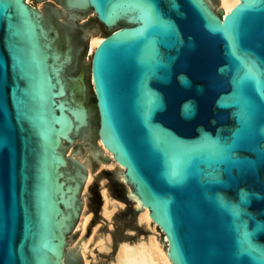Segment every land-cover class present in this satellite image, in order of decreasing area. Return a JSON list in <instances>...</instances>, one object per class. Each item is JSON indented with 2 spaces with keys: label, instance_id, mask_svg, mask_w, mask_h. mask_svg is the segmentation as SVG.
I'll list each match as a JSON object with an SVG mask.
<instances>
[{
  "label": "water",
  "instance_id": "water-1",
  "mask_svg": "<svg viewBox=\"0 0 264 264\" xmlns=\"http://www.w3.org/2000/svg\"><path fill=\"white\" fill-rule=\"evenodd\" d=\"M56 1L0 0V264H82L63 153L92 118L172 264H264V0Z\"/></svg>",
  "mask_w": 264,
  "mask_h": 264
},
{
  "label": "bare ground",
  "instance_id": "bare-ground-1",
  "mask_svg": "<svg viewBox=\"0 0 264 264\" xmlns=\"http://www.w3.org/2000/svg\"><path fill=\"white\" fill-rule=\"evenodd\" d=\"M24 2L30 3L31 0H24ZM209 8L216 14L221 13L225 15V10L233 9L240 3V0H205ZM42 4H39L37 8H40ZM36 10V9H35ZM92 14H94L92 12ZM85 36L88 38V50L91 60V56L97 46L102 42L103 36L99 34L95 27H91L90 30L84 29ZM87 124V123H86ZM78 126V131L85 126ZM74 142V139L70 141ZM75 160L83 167L86 175H81V193L83 198L82 214L80 221L76 227L79 230V240L75 244H71L68 250H74L78 248V252L82 254L83 264H93L96 257L94 251L98 254H110L113 249V254L108 264H172L168 253L165 237L159 239L157 234V225L150 220V214L147 207L142 205L139 197L133 192L131 187L127 184V180L124 174V167L117 163L114 159V155L110 152L100 139H97V145L95 148H86L85 152L81 149H76ZM80 155L79 158H76ZM100 155L108 158V162H100L97 166L98 170L104 167L116 168L120 178L126 183V194L132 200L136 210L135 219L138 226H143L150 230L149 234L145 236L138 235L134 240L120 239L117 240L115 245L113 243L112 235L110 232L99 233V225H95L90 234L84 237L87 226L91 220L92 214L87 212V193L95 180L96 174L92 170V163L94 160H99ZM71 156V151L66 154L63 153L64 164L67 166L66 159ZM74 156V154L72 155ZM100 161V160H99ZM83 184V185H82ZM99 193H100V213L105 222L109 225V229H112V223L118 211L124 209L125 204L122 200L117 199L112 195L106 186V179H99ZM90 211V210H89ZM130 229L128 230V232ZM64 243V253L65 245Z\"/></svg>",
  "mask_w": 264,
  "mask_h": 264
},
{
  "label": "rangeland",
  "instance_id": "rangeland-1",
  "mask_svg": "<svg viewBox=\"0 0 264 264\" xmlns=\"http://www.w3.org/2000/svg\"><path fill=\"white\" fill-rule=\"evenodd\" d=\"M42 2H45V0H31L30 3H33L35 6L36 10H42V6L40 8H37L39 6V4H42ZM51 5L53 8H60L57 9L59 10L58 12L55 11V19H68V13L64 12L65 10L62 8L61 6V2L56 1V0H50ZM56 10V9H55ZM76 15L80 18V20L82 21H90L93 22V26L97 29V31L99 32L100 35L103 36V25L101 23H99L96 18L95 15L92 14V11H83V12H75ZM217 13V12H216ZM91 27L86 28L87 30H90ZM89 46V45H88ZM90 56H89V50L86 53V56L84 58V61L81 65V67H87L88 70V74H89V78H90ZM91 82V79H90ZM92 86V85H91ZM93 90V88H92ZM94 118L90 119L88 121V124L86 127H84L80 133L79 137H76L74 139V142L71 144H66L64 143V150H65V154L67 152L71 151V156L74 154H76L77 151H75L76 149H81L82 152H85L86 148H95L97 145V139H96V143H94L93 140V131H94ZM80 155H77L76 158H79ZM100 160V161H99ZM99 160H94L92 163V170L93 172L97 173L94 182L92 183L88 193H87V212H90L92 214L91 220L87 226L86 232L84 237H87L90 232L91 229L95 226V225H99V233H105V232H110L112 235V239H113V243L115 245L117 240L120 239H128V240H134L138 235L141 236H145L146 234L150 233V230L143 227V226H138L136 219H135V215L137 212H130V208L128 207V205L125 203V201H123L122 199V186L118 185V186H113L112 183H119V182H123V180L120 178L119 174L117 173V169L116 168H107L104 167L102 169H97L98 165L100 162H108L109 159L103 157L102 155H100V159ZM74 162H76L77 164L80 165V163L75 160L74 158ZM68 167V165L66 166ZM101 178H105L106 179V186L108 188V190L112 193V195L114 197H116L119 200H122L125 204V207L123 210L118 211L116 213V216L114 218V222L112 223V229H109V225L107 224V222H105L101 216L100 213V193H99V189L96 187L97 183L99 182V179ZM83 185V184H82ZM126 185V183H125ZM123 186L124 188H127L126 186ZM99 188H100V184H99ZM82 206H83V198H82V193L80 191V213H79V217H78V221L77 223L74 225L73 228V232H67V238H71L77 235L76 240L74 241H70V242H66V248H65V253H79L78 252V248H74V250H68L70 248L71 244H75L78 242L80 236H79V230L76 229L80 218H81V214H82ZM134 207V205H133ZM135 209V207H134ZM90 210V211H89ZM130 229V231L128 232V230ZM157 234L159 239L164 238L162 233L159 232V230L157 229ZM166 245V244H164ZM113 250H114V246L113 249L111 250L110 254H98L97 251H94L96 259L95 261H93V264H108L109 260L112 257L113 254ZM82 264H83V260H82Z\"/></svg>",
  "mask_w": 264,
  "mask_h": 264
}]
</instances>
